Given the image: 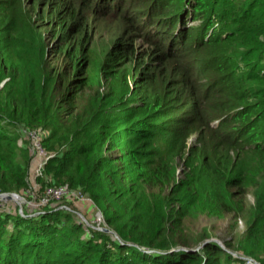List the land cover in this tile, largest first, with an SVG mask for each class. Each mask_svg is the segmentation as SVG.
<instances>
[{
    "label": "trees",
    "instance_id": "trees-1",
    "mask_svg": "<svg viewBox=\"0 0 264 264\" xmlns=\"http://www.w3.org/2000/svg\"><path fill=\"white\" fill-rule=\"evenodd\" d=\"M36 129V198L81 190L118 238L1 206L0 264H264V0H0V192L29 195ZM201 214L240 217L238 244Z\"/></svg>",
    "mask_w": 264,
    "mask_h": 264
},
{
    "label": "rangeland",
    "instance_id": "rangeland-1",
    "mask_svg": "<svg viewBox=\"0 0 264 264\" xmlns=\"http://www.w3.org/2000/svg\"><path fill=\"white\" fill-rule=\"evenodd\" d=\"M56 44L55 39L52 41V45L54 46ZM54 58V56H52ZM64 55H60L58 58H54L53 63L56 64L55 66L58 67V69H62L63 65L65 63L64 61ZM47 130H44V134L47 133ZM165 133H162L161 135H158L156 137V143L159 149L164 148L165 146ZM136 138V137H134ZM188 143L190 142V139L187 140ZM19 143L20 139L18 140ZM164 149H161L163 151ZM112 151V150H111ZM47 154H53V150L47 151ZM156 155L153 156L155 158ZM149 158V157H146ZM35 163L30 166L29 169V184H30V192L29 195H22L21 196V205H18V203L13 199H0V207L8 210H15L19 207H22L23 213H20L21 215L25 217L29 216H36L43 212L40 208H43L41 206H48L51 204H41V200L36 198L35 194L38 190V184L36 182L35 176H40L42 173L41 169H38V166L36 165V157L34 158ZM181 161V160H180ZM182 165H184L183 161H181ZM180 165L182 169H184V166ZM183 171V170H182ZM182 171L180 174L182 175ZM49 187V186H46ZM45 187V188H46ZM44 191V190H43ZM75 191H78L77 189ZM81 191V190H80ZM257 191H259L258 188L251 189L247 192L245 202L247 205L254 204L257 201ZM25 193V192H24ZM77 194V195H70V196H63L58 199V201L55 203L67 206V210L70 212L71 217L68 221H66L64 227V233L68 235L69 239L73 240L77 236L75 235L70 228L72 226L80 225L84 230H80L79 234L81 235L83 240H88V237L86 234H89L91 231H95L98 234H106L111 239L115 238V232L107 226V224L104 222V219L102 217V214L98 210V208L92 203V201L89 199L86 193ZM31 194V195H30ZM30 196V197H28ZM54 201V200H53ZM59 208V207H58ZM29 211L30 213L25 212ZM77 224V225H75ZM187 226H190L191 229L194 231V233H202L203 231H208L210 234V238L207 239L208 241H215L218 243L221 247L225 248L226 245H224L225 240H227L230 243H236L239 242V236H241L242 232L244 231V224L243 221L238 216H230L227 214H223L221 216L215 217V216H205V215H198L197 218H190ZM7 230L5 234L11 229L12 223H7ZM10 226V227H9ZM108 229V231L106 230ZM117 235V234H116ZM237 237V238H236ZM101 238L98 235V237L94 238V241H100ZM234 240V241H233ZM233 241V242H232ZM202 246V245H201ZM200 248L197 247V249ZM262 252H264V243L260 244L257 247V254L259 256H262ZM235 256H240L246 258L245 264H261L257 259H254L248 255H238L237 253H233Z\"/></svg>",
    "mask_w": 264,
    "mask_h": 264
},
{
    "label": "built area",
    "instance_id": "built-area-1",
    "mask_svg": "<svg viewBox=\"0 0 264 264\" xmlns=\"http://www.w3.org/2000/svg\"><path fill=\"white\" fill-rule=\"evenodd\" d=\"M30 138L32 140V150L36 157V165L41 169L49 155L42 146L43 131L41 129L30 130ZM82 194L79 190H70L64 186H50L46 187L40 197L41 204H51L57 202L60 197ZM54 200V201H53ZM50 205V206H51Z\"/></svg>",
    "mask_w": 264,
    "mask_h": 264
},
{
    "label": "water",
    "instance_id": "water-1",
    "mask_svg": "<svg viewBox=\"0 0 264 264\" xmlns=\"http://www.w3.org/2000/svg\"><path fill=\"white\" fill-rule=\"evenodd\" d=\"M0 199H13L15 200L18 205H21V196L18 193L15 192H0ZM59 208H67V206L61 205L58 206ZM19 212L23 213L22 207H19ZM108 231V229H106ZM115 237L118 238V236L115 234Z\"/></svg>",
    "mask_w": 264,
    "mask_h": 264
}]
</instances>
